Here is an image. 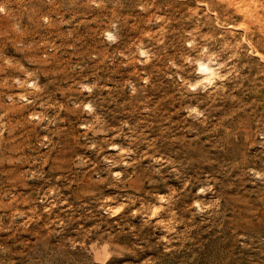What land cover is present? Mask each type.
<instances>
[{"label":"rangeland","instance_id":"obj_1","mask_svg":"<svg viewBox=\"0 0 264 264\" xmlns=\"http://www.w3.org/2000/svg\"><path fill=\"white\" fill-rule=\"evenodd\" d=\"M0 39V264H264V0H0Z\"/></svg>","mask_w":264,"mask_h":264},{"label":"bare ground","instance_id":"obj_2","mask_svg":"<svg viewBox=\"0 0 264 264\" xmlns=\"http://www.w3.org/2000/svg\"><path fill=\"white\" fill-rule=\"evenodd\" d=\"M248 14H249V12L248 11H245L244 12V15L245 16H248ZM15 22V21H14ZM13 22V23H14ZM16 25V24H15ZM112 33V32H111ZM108 34V33H107ZM113 34V33H112ZM112 34H108L109 35V37L110 38H115ZM1 40V39H0ZM35 45V44H34ZM28 46V45H27ZM38 46V45H37ZM4 47V46H3ZM30 47V46H29ZM6 48V47H5ZM38 48H40V47H38ZM24 49V48H23ZM22 48H21V50H23ZM35 49V48H34ZM17 50V49H16ZM19 50V49H18ZM33 50V49H32ZM37 50V49H36ZM6 51V50H5ZM26 51V50H25ZM27 51H28V49H27ZM30 51V50H29ZM42 51V50H41ZM40 51V52H41ZM8 52V51H7ZM33 53V52H32ZM35 53H37V52H35ZM141 53L142 54H144V53H146L145 52V50H142L141 51ZM258 55H260V54H258ZM146 56V55H145ZM262 56V55H261ZM263 58H264V56H262ZM210 60V59H209ZM208 59L207 60H205V58L204 59H199L198 61H197V70H198V73L200 74V76L202 77V78H204V79H209V80H211L212 78H214L215 76H216V74H217V68H216V66L213 64V63H211L210 61H209ZM3 63V62H2ZM216 64V63H215ZM0 68H1V66H0ZM5 73H6V71H4ZM16 81V80H15ZM18 81V80H17ZM16 81V82H17ZM2 82V81H1ZM1 84V83H0ZM7 84V83H6ZM11 84H13V83H11ZM33 84V83H32ZM2 85V84H1ZM8 85V84H7ZM7 85H5V86H7ZM4 86V84H3V87H5ZM35 86V85H34ZM0 88H1V86H0ZM9 88V87H8ZM7 88V89H8ZM10 89V88H9ZM4 94V93H3ZM6 95V94H5ZM1 98V97H0ZM7 100V99H6ZM4 101V100H3ZM2 100H0V107H2V106H4V102H3ZM6 102V101H5ZM17 103V102H16ZM15 103V104H16ZM7 103H5V105H6ZM7 106H12V105H7ZM16 106V105H15ZM13 107V106H12ZM88 107H91V106H89L88 105ZM5 108V107H4ZM11 108V107H10ZM16 108V107H15ZM6 109V108H5ZM91 109V108H90ZM4 110V109H3ZM14 110V109H13ZM16 110V109H15ZM93 110V109H92ZM91 110V111H92ZM5 111V110H4ZM17 111V110H16ZM15 111V112H16ZM7 112V111H6ZM15 112H14V114H15ZM17 116V115H16ZM120 147V146H119ZM113 150H116V151H119L120 149L118 148V146H116V147H113L112 148ZM1 150V149H0ZM124 150H122V152H123ZM4 152V151H3ZM3 154V153H2ZM1 154V155H2ZM118 155V154H117ZM8 156V155H7ZM8 158V157H7ZM124 158V157H123ZM5 161V160H4ZM4 165V164H3ZM166 196V195H165ZM164 196V197H165ZM1 197V196H0ZM160 197V196H159ZM163 198V197H162ZM160 199H161V197H160ZM2 200V199H1ZM0 200V201H1ZM162 200V199H161ZM166 200V199H165ZM3 202V201H2ZM164 202V201H163ZM4 203V202H3ZM7 204V203H6ZM159 203H157L156 205H154V207H152L153 208V211L154 212H159V210L161 209V205H158ZM3 205H5V204H3ZM152 205V204H151ZM166 205V204H165ZM7 206V205H6ZM9 206V205H8ZM166 207V206H165ZM7 208V207H6ZM149 208V207H148ZM165 209V208H164ZM147 209H145L144 211H146ZM143 211V210H142ZM151 211V210H150ZM157 212V213H158ZM169 212V211H168ZM174 213V212H173ZM155 214V213H154ZM160 214V213H159ZM167 214V213H166ZM149 215H150V212H149ZM151 215H153V214H151ZM147 216V215H146ZM154 218L155 217H157V216H153ZM151 218V217H150ZM162 223V222H161ZM165 223V222H164ZM162 226H163V224H162ZM170 226V225H169ZM166 228H168V227H166Z\"/></svg>","mask_w":264,"mask_h":264}]
</instances>
